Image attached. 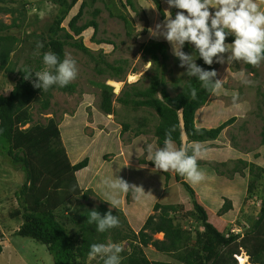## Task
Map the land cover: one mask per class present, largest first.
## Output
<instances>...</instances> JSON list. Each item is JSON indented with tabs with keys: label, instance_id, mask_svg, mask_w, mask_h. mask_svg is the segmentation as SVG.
Returning <instances> with one entry per match:
<instances>
[{
	"label": "rangeland",
	"instance_id": "1",
	"mask_svg": "<svg viewBox=\"0 0 264 264\" xmlns=\"http://www.w3.org/2000/svg\"><path fill=\"white\" fill-rule=\"evenodd\" d=\"M122 1V2H121ZM136 10L122 6L126 0H78L71 10L63 26L68 32L69 21L74 17L82 2H87L84 14L78 21L83 25L95 19L99 24L96 40L109 43H96L93 40V28H89L76 39H81L90 48L92 54H99L109 63L119 64L126 61L125 73L121 79L112 78L107 72L99 74L96 71L97 62L94 56L70 46L65 47V55L76 60L78 74L71 81L76 84L73 93L53 91L48 109L42 108V102L33 103L30 112L34 123L46 125L54 118L59 123L62 142L73 164L89 158V167L80 171L79 183L86 189H92L89 200L81 196L74 197L68 204V209H60L57 216L73 229L67 221L76 206L86 204L94 208L102 201H107V207L113 211L121 210L120 221L123 232L130 227L136 233L144 225L150 215H157L156 204L179 206L172 211V217H178L184 229L193 232L203 231L198 213L188 215L191 207L185 208L188 195L179 189V179L176 172L168 170L171 177L168 186L165 171L158 170L152 162L155 150L163 147L157 140L155 131L160 124V117L153 108L132 105L125 106L114 101V112L106 114L100 108L102 85L113 88L115 97H121L124 90L131 85L146 88L150 80L147 76L154 75L152 61L144 59L141 45L149 40L162 41L168 45L169 58L166 64L165 79L171 96L176 95L187 80L183 73L185 68L179 67V60L172 54L171 45L162 36L152 35L157 24H162L170 15L166 0H162L165 16L155 7L153 0H132ZM260 11H264V0H255ZM3 7L15 9V13H0V20L11 28L0 32V35H12L18 40L14 51L5 68L0 69V94L8 95L19 78L21 67L35 69L43 66L42 53L44 39H47L49 27L53 24L58 7L48 0H4ZM100 14L93 16L94 10ZM120 16L126 17L124 21ZM173 18L175 15H172ZM15 22V25L13 23ZM37 42L43 47L37 49ZM194 53V52H193ZM227 54H225L226 56ZM194 53V57H195ZM215 61V58H214ZM197 62V61H196ZM217 71V79L223 81V87L213 93L207 104L199 109L195 124L198 127L212 128L234 118L222 131L219 139L213 142L190 143L199 144L201 152L197 156L198 170L204 174V179L193 183L185 175L184 180L195 190L199 201L211 211L212 218H219L226 223L227 228L240 227L247 224L251 217H256L259 211V199L264 194V144L262 131L264 127V62L253 66L243 61L234 63H213ZM42 69V70H43ZM247 79L251 83L242 81ZM239 99L233 104L232 96ZM128 124L129 129L124 130ZM25 125L22 129L30 127ZM173 146H178L173 142ZM151 148V152L149 151ZM0 157V226L5 233L3 239L4 251L0 256V264H54L52 256L45 245L16 237L14 231L16 222L6 220L11 209L10 203L15 202V193L23 185L25 172L20 166L12 168L5 165ZM145 161V163L141 161ZM7 163V162H6ZM254 165V167L252 166ZM252 166V167H251ZM257 175H260L258 178ZM118 176L130 185L142 187L144 190L140 199H136L131 191L116 193L119 205L112 208L109 196L102 181L105 178ZM255 182V195L251 198L249 185ZM253 193V194H254ZM226 201H230L232 209L219 216ZM182 203L184 206H181ZM228 203V202H227ZM187 210V211H186ZM9 227L5 228V224ZM124 234V233H123ZM155 240H164V233L154 235ZM113 243V242H108ZM129 239L119 243L122 249H130ZM144 251L151 261H170L174 264H184L177 259L162 254L152 245ZM242 253V252H241ZM101 256L89 257L87 264H95ZM236 259V258H235ZM237 264H239L236 259Z\"/></svg>",
	"mask_w": 264,
	"mask_h": 264
},
{
	"label": "trees",
	"instance_id": "2",
	"mask_svg": "<svg viewBox=\"0 0 264 264\" xmlns=\"http://www.w3.org/2000/svg\"><path fill=\"white\" fill-rule=\"evenodd\" d=\"M2 1L4 0H0V3ZM48 1L56 5L58 11L53 24L49 27L47 39L43 40L45 52L42 53V57L44 53L51 51L56 53L62 61L65 58L66 46L77 48L94 56L81 39L75 38L87 29L93 28V40L95 41L94 38L98 33L99 24L95 19L78 25L87 7V2H82L78 13L69 21L68 27L72 31L70 33L62 24L78 0ZM153 2L163 18L165 10L162 0H153ZM122 6L125 9L130 7L137 14L132 0H126ZM176 11L178 10L170 9L172 15H175ZM0 13L14 14L15 9L0 5ZM98 14L100 10H94L93 16H98ZM120 17L127 21L126 17ZM10 28L0 20V32ZM232 39L233 37H228L226 42L230 43ZM17 40L12 35H0V69L5 68ZM95 42L109 43L104 40ZM141 51L144 59L152 61L155 70L154 75L147 76L150 80L149 85L143 89L131 85L129 89L123 91L121 97H115L112 87L102 85L101 110L108 115L112 114L115 100L125 106L132 105L135 109L139 106L153 108L161 119L155 131L157 141L163 146L166 132L175 127L176 131L172 132V141L178 148L181 146L179 112L183 110L189 155L192 154L191 148L193 147L190 143L213 142L219 139L224 128L233 123L234 118L212 128L198 127L195 124L199 109L207 104L213 93L203 89L200 82L193 77L190 83L191 87L197 90L195 99L190 95L189 78L181 90L171 96L165 79L166 64L169 58L167 43L149 40L141 45ZM184 51L195 53L192 46L188 44L185 45ZM102 56L101 54L94 56L97 62L96 71L99 74L107 72L112 78L121 79L126 70V61L119 62V64L109 63ZM197 64L205 70L215 69L214 65H205L200 58L197 59ZM26 69L29 67H21L18 70L19 78L8 95L0 94V157L3 156L2 160L5 165L14 169L20 166L25 172L24 183L16 191V201H11V209L6 218L10 222L17 223L13 236L45 245L54 264H87L90 245L119 243L123 239H129L130 249H123L120 253L121 264H174L170 261H151L144 251V248L150 245L160 253L171 256L184 264H237L235 256L241 254L242 251L249 256L250 264H264V194L259 199L258 215L251 217L238 232L240 227L232 229V226H229L227 228L226 223L218 217L212 218L211 211L199 201L195 190L184 180L185 176H181L175 170L173 171L179 179V189L184 196L188 195L190 199L188 201L183 199L185 208L191 207L187 216L198 213L203 227V231L195 232V237L193 232L183 228L178 217L170 215L172 211L178 210L180 205L161 204H156L154 207L159 214L150 215L138 233L130 227L127 232H123L120 226L127 222L126 220L120 221V219L118 227L100 233L96 230L95 223L89 224L87 219L92 209L99 211L101 215L109 211L108 202L102 199V202L94 208L81 203L76 206L67 219L73 227L70 229L66 222L58 218L57 211L67 210V204L74 197L81 196L89 200L90 195L94 193L92 189L81 186L77 175L78 172L89 167V158L86 157L73 164L63 145L59 123L51 118L46 125L33 124L30 106L35 102H42V108L48 109L53 91L73 93L76 90V84L70 82L62 88L53 85L47 91H42V89L33 87L32 81L36 79L34 73L30 79H27ZM30 69L32 72L42 71L43 66ZM27 124H31L30 127L22 129ZM123 127L124 130L129 129L128 124ZM262 144H264V127ZM141 162L145 163L143 160ZM146 164L154 165L153 162H146ZM252 166L254 167L253 164ZM262 171L264 172V168ZM163 174L167 177L165 185L168 186L171 175L166 171ZM257 177L259 178L260 175ZM254 190L255 182H252L248 187V191L252 194L251 198H254ZM231 209L230 201H226L219 216ZM111 212L118 218L122 216L121 210H111ZM6 227L9 225L5 224ZM157 233H164L165 239L155 240L154 235ZM3 239H5V233L0 226V256L4 251ZM104 259L105 257L101 256L95 264H104Z\"/></svg>",
	"mask_w": 264,
	"mask_h": 264
},
{
	"label": "clouds",
	"instance_id": "3",
	"mask_svg": "<svg viewBox=\"0 0 264 264\" xmlns=\"http://www.w3.org/2000/svg\"><path fill=\"white\" fill-rule=\"evenodd\" d=\"M166 3L169 9L178 11L174 18L170 12L162 24L155 26L152 35L162 36L170 43L172 54L179 60V67L186 69L183 74L189 78L190 95L193 99L197 96L196 88L191 87L190 83L193 77L210 93H216L223 87V81L215 79L217 71L205 70L199 66L196 62L198 58L209 66L214 62L224 64L243 61L253 66L264 62V11L259 10L255 0H166ZM228 37H233L230 43L226 42ZM186 44L195 50V57L193 51H184ZM36 47L40 49L43 44L37 42ZM42 61L45 66L42 71L32 72L30 68L26 69L27 79H30L33 73L36 77L32 81L34 88L47 91L53 85L66 87L77 77L76 60L68 54L61 61L56 53L49 51L43 54ZM242 82L251 83L247 79ZM238 99V94L233 95V104ZM174 131L175 127L166 132L163 147L156 149L152 155L155 168L162 171L175 170L181 176L186 175L193 183L202 181L204 174L197 166L201 146L195 144L191 148L192 154L189 155L187 133L181 130V146L175 148L172 141ZM149 151H152L151 148ZM102 183L112 208H116L120 203L115 198L116 193L131 191L136 199H140L144 193L142 187L130 185L118 176L105 178ZM87 220L89 224L95 223L96 230L100 233L118 227L120 223L119 218L113 215L110 209L104 215L92 209ZM122 251L119 244L94 243L90 245L89 257L100 255L105 257L104 264H121ZM243 254L247 253L242 251L235 256L239 264H242L239 255Z\"/></svg>",
	"mask_w": 264,
	"mask_h": 264
},
{
	"label": "water",
	"instance_id": "4",
	"mask_svg": "<svg viewBox=\"0 0 264 264\" xmlns=\"http://www.w3.org/2000/svg\"><path fill=\"white\" fill-rule=\"evenodd\" d=\"M179 119L181 124V130L186 131L183 110L179 112ZM187 142H188V136H187Z\"/></svg>",
	"mask_w": 264,
	"mask_h": 264
},
{
	"label": "bare ground",
	"instance_id": "5",
	"mask_svg": "<svg viewBox=\"0 0 264 264\" xmlns=\"http://www.w3.org/2000/svg\"><path fill=\"white\" fill-rule=\"evenodd\" d=\"M239 257H240V261L242 262V264H250L248 263L249 256L247 254L239 255Z\"/></svg>",
	"mask_w": 264,
	"mask_h": 264
},
{
	"label": "built area",
	"instance_id": "6",
	"mask_svg": "<svg viewBox=\"0 0 264 264\" xmlns=\"http://www.w3.org/2000/svg\"><path fill=\"white\" fill-rule=\"evenodd\" d=\"M236 229H234V231H235Z\"/></svg>",
	"mask_w": 264,
	"mask_h": 264
},
{
	"label": "crops",
	"instance_id": "7",
	"mask_svg": "<svg viewBox=\"0 0 264 264\" xmlns=\"http://www.w3.org/2000/svg\"><path fill=\"white\" fill-rule=\"evenodd\" d=\"M78 173H79V172H78ZM78 173H77V174H78Z\"/></svg>",
	"mask_w": 264,
	"mask_h": 264
}]
</instances>
